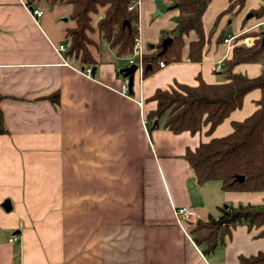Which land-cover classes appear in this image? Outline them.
<instances>
[{"label": "crops", "instance_id": "obj_1", "mask_svg": "<svg viewBox=\"0 0 264 264\" xmlns=\"http://www.w3.org/2000/svg\"><path fill=\"white\" fill-rule=\"evenodd\" d=\"M26 1L0 0V111L7 131L0 134V264H236L264 254V235L245 225L230 229L212 253H202L188 234L192 224L217 218L223 206L260 208L264 188L224 192L216 181L198 185L183 155L209 139L206 128L173 134L163 129V119L151 131L144 124L156 107L148 100L156 90L196 86L199 79L222 82L215 68L233 49L253 46L255 37L242 35L264 29V15L247 17L264 0H245L233 18H218L229 0H211L201 18V61L187 59L188 44L197 39L192 31L183 37L180 61L163 62L146 77L135 72L131 87L118 74L127 58L109 50L95 67L65 59L56 51L67 42L64 35L56 39L42 27L46 10L31 5L43 11L35 21ZM155 1L138 0L144 54L155 51L162 36L171 38L176 25L172 0H160L166 6L160 15ZM87 68H95L90 77ZM260 71L259 64L233 69L249 78ZM259 98V90L248 93L211 137L228 135ZM5 200L10 210L2 207ZM181 207L192 212L185 230L176 215Z\"/></svg>", "mask_w": 264, "mask_h": 264}, {"label": "trees", "instance_id": "obj_2", "mask_svg": "<svg viewBox=\"0 0 264 264\" xmlns=\"http://www.w3.org/2000/svg\"><path fill=\"white\" fill-rule=\"evenodd\" d=\"M211 0H172V9L177 11V22L169 45L162 50V36L155 51L142 57V76L152 74L160 62L172 63L182 59L185 47L183 37L195 32L197 39L187 47V59L200 62L205 44L201 18ZM245 0H229L223 15L235 17ZM27 6L45 8L68 7L64 51L75 67H95L105 61L106 50L116 58H129L138 38V0H27ZM45 6V8H44ZM264 6L251 10L247 17L261 18ZM217 21V19H216ZM255 37L253 46L233 49L223 61L219 74L222 82L206 84L201 79L196 86L176 84L168 90H156L148 99L156 107L145 116L146 129L162 127L173 134L200 133L209 137L193 150L187 149L183 158L192 169L198 185L209 181L219 182L224 192H259L264 188V42L261 32L252 31L241 37ZM220 39V38H219ZM239 64H259V75L249 78L233 72ZM253 90L260 91L256 110L242 121L232 122V131L223 137H211L215 128L229 115L242 107L244 97ZM57 96L51 98L55 101ZM3 127L0 111V134ZM219 216L197 220L188 230L193 243L204 255L214 251L218 242L230 229L245 225L248 230H259L264 235V208L252 205L223 206ZM236 264H264V254L240 257Z\"/></svg>", "mask_w": 264, "mask_h": 264}, {"label": "built area", "instance_id": "obj_3", "mask_svg": "<svg viewBox=\"0 0 264 264\" xmlns=\"http://www.w3.org/2000/svg\"><path fill=\"white\" fill-rule=\"evenodd\" d=\"M29 12H30L31 17L35 21H37L39 18H41L43 16V11L41 9H39V8L30 7L29 8ZM231 40H232L231 38H226V39L223 40V42H224V44L229 45ZM67 47H68L67 44L59 45L56 48V51L58 53H63L66 50ZM143 55H144V53H143L142 48L140 46L139 39L136 38L135 45H134L133 50H132V55H131V57H129L127 59V66L134 65V66H136V72H140L141 73L142 72V68H143V63H142ZM163 66H164V63L160 62L159 63V67L162 68ZM215 71H220V67L219 66L216 67ZM84 72H85L87 77H90L91 72H90L89 68L85 69ZM122 94H125V90H124V92ZM144 124H146L145 120H144ZM176 215L180 218V223L181 224L182 223H184V224L189 223L191 221V218H192V212L188 208H185V207H181V208L176 209ZM181 226L185 230L184 225L182 224ZM15 240L16 239L13 238V239L10 240V242H13Z\"/></svg>", "mask_w": 264, "mask_h": 264}, {"label": "rangeland", "instance_id": "obj_4", "mask_svg": "<svg viewBox=\"0 0 264 264\" xmlns=\"http://www.w3.org/2000/svg\"><path fill=\"white\" fill-rule=\"evenodd\" d=\"M31 6H28V8ZM45 8V6H44ZM46 12L44 17L41 19V26L44 27L45 29H48L51 35H53L56 39H62L63 38V31L65 27L70 26L71 22L67 21L66 14L69 10L68 7L65 8H60V7H53V8H45ZM62 28V30L60 29ZM249 32H252L249 30ZM248 32V33H249ZM238 36L234 35L232 37V40L237 39ZM107 51V49H105ZM3 204V203H2ZM261 209L264 208V204Z\"/></svg>", "mask_w": 264, "mask_h": 264}, {"label": "water", "instance_id": "obj_5", "mask_svg": "<svg viewBox=\"0 0 264 264\" xmlns=\"http://www.w3.org/2000/svg\"><path fill=\"white\" fill-rule=\"evenodd\" d=\"M155 3H156L155 15H160L162 12L166 10V6L163 4H160V0H156ZM176 22H177V19H176ZM261 35H262L261 42L263 43L264 42V29L262 30ZM176 36L177 34L174 33L171 38H166L161 44L162 50H164L166 46L169 45V43L172 41L173 37H176ZM65 44H67V42H65ZM94 69L95 68H92L90 70L91 76L94 74ZM135 72H136V66L131 65V66H127L125 68L120 69L118 71V74H120L123 78H126L128 87H131ZM2 207L5 210H10V202L8 200H5L2 204Z\"/></svg>", "mask_w": 264, "mask_h": 264}]
</instances>
